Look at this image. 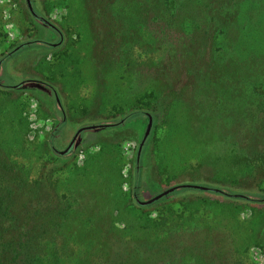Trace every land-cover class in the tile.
I'll return each instance as SVG.
<instances>
[{"label":"rangeland","instance_id":"obj_1","mask_svg":"<svg viewBox=\"0 0 264 264\" xmlns=\"http://www.w3.org/2000/svg\"><path fill=\"white\" fill-rule=\"evenodd\" d=\"M31 2L54 29L0 0V201L30 264H264V205L136 201L264 196V0Z\"/></svg>","mask_w":264,"mask_h":264},{"label":"trees","instance_id":"obj_2","mask_svg":"<svg viewBox=\"0 0 264 264\" xmlns=\"http://www.w3.org/2000/svg\"><path fill=\"white\" fill-rule=\"evenodd\" d=\"M49 145L51 144L49 143ZM59 158L61 159V162L62 160H64V157H59ZM48 167H49L48 163H45V167L43 166L42 171H41L40 181L44 185L43 187L45 189H47V186L49 184L47 181V176H46L47 173L49 172L47 170ZM198 191H201V190H197V189L188 190V192H198ZM223 191L228 194L213 192V191H202V192H208L210 194H213L214 196H217V198H225V197L237 198V197L232 196L233 193L229 191H225V190ZM132 195L134 198H136V190H132ZM244 199L251 201V204L253 205H264L263 195L258 196L257 201L255 199L253 200L249 198L248 196L244 197ZM2 202H3V199H2ZM256 202H259V203H256ZM1 206L2 204L0 201V264H17L18 261H21L22 255H23L22 263L30 264L31 260L35 256L34 242L29 241V240L26 242H23L22 240L23 238H27L29 233L32 232L28 228V223H26V220L28 219V217H26V219L24 220L25 222L22 223L21 225L17 227H12L10 224V221L13 219V217L11 216V214H9V212L4 211ZM263 253H264V250H263Z\"/></svg>","mask_w":264,"mask_h":264},{"label":"water","instance_id":"obj_3","mask_svg":"<svg viewBox=\"0 0 264 264\" xmlns=\"http://www.w3.org/2000/svg\"><path fill=\"white\" fill-rule=\"evenodd\" d=\"M25 1H26V5H27V7H28V9H29V11H30V13L32 15H34L35 17H37L38 19H40L46 25H49L50 27L53 28V26L49 22H47L45 19H43L41 16H39V15H37L35 13V11L33 10V7H32L31 0H25ZM22 85L23 86L24 85L35 86L37 88H40V89L44 90L43 86H41V84L39 82H35V81H28L26 83H22ZM147 117H148V123H147V126H146V130H145V132L143 134V138H142L141 144L144 142V140L148 136L149 131H150V128H151V124H152V117H151V115L147 114ZM112 125L113 124H100V125H89V126L81 127V128H79L76 131V133L73 136L72 141L68 144V146L64 150L57 151V152L60 155L66 154L73 147V145L75 144V142H74L75 139L78 137V135L82 131H85V130H95V129H99V128H107V127H110ZM179 188L197 189V190H201V191H213V192H219V193H226L222 189H218V188H210L208 186L194 185V184H186V185H176V186H172V187H169L167 189H164L161 192L157 193L156 195H154L153 197H151V198H149V199H147L145 201H140L139 199H137L136 201L141 206H147V205H150V204L158 201L159 199H161V198L169 195L170 193H172L173 191H175L176 189H179ZM226 194H228V193H226ZM232 196L237 197V198H244V197H246L245 195H242V194H232Z\"/></svg>","mask_w":264,"mask_h":264},{"label":"flooded vegetation","instance_id":"obj_4","mask_svg":"<svg viewBox=\"0 0 264 264\" xmlns=\"http://www.w3.org/2000/svg\"><path fill=\"white\" fill-rule=\"evenodd\" d=\"M33 10H34V9H33ZM35 13H36V12H35ZM36 14L39 15L38 13H36ZM33 16H34V15H33ZM39 16H40V15H39ZM34 17H35V16H34ZM36 19H38V18L36 17ZM39 20H40V19H39ZM48 26H49V25H48ZM53 29H54V28H53ZM58 103H59V102H58V100H57V104H58ZM72 139H73V137L70 139L69 143L72 141ZM76 139H77V138H76ZM76 139H75V141H76ZM75 141H74V142H75ZM69 143H68V144H69Z\"/></svg>","mask_w":264,"mask_h":264}]
</instances>
